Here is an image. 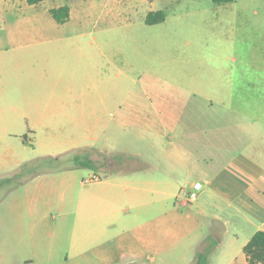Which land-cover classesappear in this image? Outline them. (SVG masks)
Returning a JSON list of instances; mask_svg holds the SVG:
<instances>
[{
	"label": "rangeland",
	"instance_id": "374dc122",
	"mask_svg": "<svg viewBox=\"0 0 264 264\" xmlns=\"http://www.w3.org/2000/svg\"><path fill=\"white\" fill-rule=\"evenodd\" d=\"M11 1L0 0V264L67 247L82 221L93 238L100 231L112 257L116 243L125 252L138 251L137 258L116 264H189L183 240L164 243L158 218L168 207L183 209L180 198L165 203L149 185L129 178L126 161L151 155L147 131L138 135L128 121L116 128L118 121L108 117L72 120L46 102L67 93L96 95L80 88L89 79L84 72L113 64L138 80L132 88L121 76L123 97L152 96L146 83L154 80L170 86L173 97L195 103L213 98L220 114L224 109L215 100L226 95L227 84L235 83L237 99L264 96V0ZM59 5L70 7L61 24L48 11ZM151 10H163L164 20L146 24ZM57 69L72 74L66 77L73 80L70 88ZM90 152L105 170L96 168ZM109 159L126 165L108 169ZM94 178L105 183L97 185ZM243 240L238 235L235 243ZM236 252L232 264H246L239 247Z\"/></svg>",
	"mask_w": 264,
	"mask_h": 264
},
{
	"label": "crops",
	"instance_id": "0c3cea01",
	"mask_svg": "<svg viewBox=\"0 0 264 264\" xmlns=\"http://www.w3.org/2000/svg\"><path fill=\"white\" fill-rule=\"evenodd\" d=\"M114 65L101 67L99 72H84L89 79L80 88L98 91L96 95L67 93L65 97L48 98L46 103L72 120L108 117L118 121L116 128L128 121L138 135L147 131L151 155L126 163L132 169L129 178L149 185L150 191L162 195L165 203L173 196L180 198L178 204L183 209L168 207L158 215L163 222L164 243L173 237L183 240L187 250L183 259L189 264H232L238 259L236 249L242 251L257 230H264V96L237 99L235 83L227 84L226 95L215 100L224 109L220 114L213 108V98L195 103L173 97L168 91L170 86L154 80L146 83L152 96L123 97L118 95L125 83L121 76L125 74L133 82L132 88L138 80ZM114 75L116 80L112 79ZM57 76L63 77L62 82L70 88L72 74L57 69ZM97 77L102 79L97 81ZM237 104L241 106L237 108ZM96 128L90 125L91 131ZM90 139L94 137L90 135ZM90 153L96 168L105 170L104 161ZM141 154L138 151L136 156L140 158ZM108 162V169L121 170L126 165L125 161ZM104 183L95 181L97 185ZM194 183L199 187L194 199L187 202ZM132 197L138 200L139 191ZM133 230L139 232V226ZM238 235L243 237L242 243H235ZM102 236L99 231L93 238L90 226L82 221L69 235L67 247L52 246L47 248L46 257L35 254V258L4 263L71 264L96 260L98 264H116L117 259L129 255L132 260L138 257L134 249L125 252L122 243H116V256L112 257ZM153 242L151 239L149 243ZM242 258L247 264L243 251Z\"/></svg>",
	"mask_w": 264,
	"mask_h": 264
},
{
	"label": "trees",
	"instance_id": "16d2710c",
	"mask_svg": "<svg viewBox=\"0 0 264 264\" xmlns=\"http://www.w3.org/2000/svg\"><path fill=\"white\" fill-rule=\"evenodd\" d=\"M27 4L34 5L44 0H25ZM215 2H230L231 0H213ZM50 15L57 23H64L69 19L70 7L62 5L50 8ZM163 10L149 11L145 16V23L154 25L164 20ZM242 251L246 257L247 264H264V230H257L243 246Z\"/></svg>",
	"mask_w": 264,
	"mask_h": 264
},
{
	"label": "built area",
	"instance_id": "2783aa9c",
	"mask_svg": "<svg viewBox=\"0 0 264 264\" xmlns=\"http://www.w3.org/2000/svg\"><path fill=\"white\" fill-rule=\"evenodd\" d=\"M99 178H94V180H98ZM199 187V183H194L193 185H192V191H189L188 192V195H187V202H189V201H191V200H193L194 199V197H195V190L197 189Z\"/></svg>",
	"mask_w": 264,
	"mask_h": 264
}]
</instances>
